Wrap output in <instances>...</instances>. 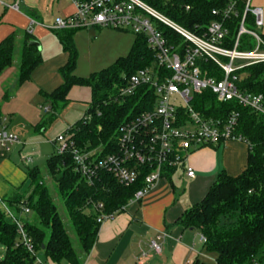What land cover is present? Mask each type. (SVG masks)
Here are the masks:
<instances>
[{
	"label": "trees",
	"instance_id": "obj_1",
	"mask_svg": "<svg viewBox=\"0 0 264 264\" xmlns=\"http://www.w3.org/2000/svg\"><path fill=\"white\" fill-rule=\"evenodd\" d=\"M144 1L178 25L201 34L212 21L222 20V14L215 16L213 11L226 9L232 0ZM187 5L191 7L189 11ZM236 11L224 21L229 30L228 47H232L236 39L244 12L243 2L238 3ZM246 18L247 26L254 29L253 15L248 12ZM79 29L82 28L53 30L68 55V61L60 69L63 83L52 92L40 91L45 100L43 107L48 109L46 112L42 109L41 118L33 130L44 133L58 119L71 101L69 92L74 86L90 89L91 100L84 115L63 132L74 146L62 154L56 150L46 161L47 173L57 182L59 196L81 249L89 253L100 228L94 204L104 203L106 213L122 212L142 183L125 187L110 174H103L90 185L75 170L73 151L98 149L103 157L118 150L119 128L152 109L156 98L148 87L124 97L121 88L132 74L154 63L155 53L148 44L147 35L136 34L128 55L119 57L110 67L89 77H78L74 74L78 56L74 36ZM160 29L167 42L180 52L189 44L172 28L161 24ZM32 41H37L35 36L24 31L11 34L0 43V76L13 67L15 49L20 46L17 86L29 81L31 73L42 63L41 50L30 45ZM198 65L209 76L223 77V71L211 61L199 59ZM238 75L241 90L264 93V63L249 66ZM8 97L5 92L3 100ZM192 105L206 117L226 118L237 112L236 133L248 144L249 152L245 170L237 176L222 171L205 197L182 213L178 224L200 232L205 239L204 248L215 255L216 264H264V117L236 100L219 102L210 89L195 95ZM174 172L169 170L166 179H171ZM27 176L28 190L12 187L11 192L0 200V243L5 247L0 264H34L40 251L54 262L66 260L70 264H82L40 169L36 166L28 169ZM3 203L12 210L13 217L5 211ZM26 209L37 213L39 225L28 221ZM17 221L23 225L26 242L32 249L23 240Z\"/></svg>",
	"mask_w": 264,
	"mask_h": 264
},
{
	"label": "built area",
	"instance_id": "obj_2",
	"mask_svg": "<svg viewBox=\"0 0 264 264\" xmlns=\"http://www.w3.org/2000/svg\"><path fill=\"white\" fill-rule=\"evenodd\" d=\"M171 1V0H167ZM76 14L59 19L53 30L66 28H111L145 34L148 44L155 53L152 65L132 74L121 88V96H129L142 87H148L156 96L153 108L142 112L119 128L118 150L100 157L101 151H73L75 170L92 185L103 174H110L125 187L142 183L129 204L142 202L166 179V173L174 170L194 178L195 170L187 165L190 152L200 147H220L230 141H244L236 133L239 114L233 112L226 118L206 117L197 112L192 103L194 96L210 89L219 102L236 100L264 117V93L241 90L238 72L252 65L264 63L263 12L253 7L252 0H232L226 9L214 10L222 14V20L212 21L202 32L189 31L178 25L144 0H74ZM244 3V12L232 47L227 46L229 30L224 21L236 14V6ZM191 7L186 6L189 11ZM254 17V29L247 24V13ZM155 22V24H153ZM166 25L181 34L189 43L182 52L170 45L162 34L160 25ZM249 37L248 39H245ZM252 46V47H251ZM244 47V48H243ZM199 59L215 63L223 77L209 76L198 65ZM47 111V107H42ZM8 117L0 118V157H6L13 147L21 144L19 136L7 129ZM57 151L64 153L74 146L61 134L55 140ZM31 163V158H24ZM1 200V198H0ZM5 211H12L3 203ZM101 225L116 213H106L104 203L94 204ZM127 207L123 208V211ZM28 214L30 211L26 209ZM19 231L26 242L27 236L21 222ZM204 243V237H201ZM153 250L160 254L161 246L153 241ZM145 256V254H143Z\"/></svg>",
	"mask_w": 264,
	"mask_h": 264
},
{
	"label": "crops",
	"instance_id": "obj_3",
	"mask_svg": "<svg viewBox=\"0 0 264 264\" xmlns=\"http://www.w3.org/2000/svg\"><path fill=\"white\" fill-rule=\"evenodd\" d=\"M251 4L263 12L260 32L264 35V0H252ZM76 12L74 0H0V43L18 31L30 32L40 43L43 58L31 73L30 80L21 86H17V79L7 88L8 73L0 76V114L8 117L7 129L21 140V144L15 145L10 154L0 157V170L14 150L18 155L22 154L27 145L26 138L32 139V132L35 133L33 127L39 122L45 103L40 91L52 92L63 83L60 69L67 63L68 55L53 33L52 26L59 19ZM93 28L101 30L100 27ZM80 88L74 86L70 90V102L87 98L89 104L90 89L86 87L89 90L86 95L83 94L85 90L81 92ZM5 92L9 95L7 100H3ZM81 118L69 120L68 127ZM248 152L249 146L245 141H230L224 146L191 151L187 165L195 170L196 175L189 178L181 171L186 189L179 191L181 188L173 183L172 178L177 172L171 179L161 180L142 202L128 205L124 211L100 225L97 241L89 253L74 248L81 263L204 264L201 258L205 248L200 232L182 227L178 219L185 210L205 197L222 171L232 176L241 174L247 165ZM14 186L0 181V198L9 194ZM153 241L161 246L160 254L151 247ZM34 264L70 263L66 260L54 262L45 256Z\"/></svg>",
	"mask_w": 264,
	"mask_h": 264
},
{
	"label": "rangeland",
	"instance_id": "obj_4",
	"mask_svg": "<svg viewBox=\"0 0 264 264\" xmlns=\"http://www.w3.org/2000/svg\"><path fill=\"white\" fill-rule=\"evenodd\" d=\"M136 37L137 35L133 32L111 28H101L100 31L93 27L88 30L79 29L74 36V44L78 54L74 74L78 77L86 78L93 73L110 67L119 57L128 55ZM19 66L20 46L17 45L14 65L6 71L8 73L7 78L9 79L7 88L17 81ZM83 89L85 90L83 94L87 95L89 90L86 87H82L79 90L82 92ZM86 99L70 102L60 113L58 119L44 133L32 132L33 137L32 139L31 137L26 138L27 145L23 149L22 154L18 155L17 151L14 150L10 159H6V164L0 170V181H3L6 185L11 183L15 185L14 187H20L22 191H26L29 189L28 169L35 166L40 169L52 200L55 202L67 229L72 245L77 250H81L78 237L74 232L70 218L59 196L57 182L47 173L46 161L57 150L58 142L55 145L53 141L63 134L68 127V121L71 119L74 121L76 118L84 115L89 105ZM201 148H195L192 151ZM24 158H31L32 162L27 163L24 161ZM172 180L178 189L181 188L179 191L186 189L181 178V171L177 172ZM9 210L12 211L11 209ZM27 216L28 220L31 221L30 223L39 225L40 220L36 212L31 211ZM4 254L5 247L0 243V259L4 257ZM41 257H45L42 251L37 253L36 261ZM214 258L215 255L205 249L201 261L204 264H216Z\"/></svg>",
	"mask_w": 264,
	"mask_h": 264
},
{
	"label": "water",
	"instance_id": "obj_5",
	"mask_svg": "<svg viewBox=\"0 0 264 264\" xmlns=\"http://www.w3.org/2000/svg\"><path fill=\"white\" fill-rule=\"evenodd\" d=\"M30 45H35V46H37L41 50V45H40V43L38 41H32V42H30ZM25 218L26 217L24 216V219Z\"/></svg>",
	"mask_w": 264,
	"mask_h": 264
}]
</instances>
